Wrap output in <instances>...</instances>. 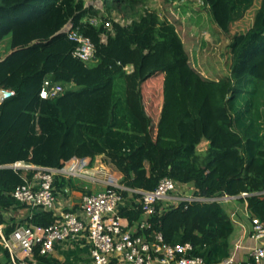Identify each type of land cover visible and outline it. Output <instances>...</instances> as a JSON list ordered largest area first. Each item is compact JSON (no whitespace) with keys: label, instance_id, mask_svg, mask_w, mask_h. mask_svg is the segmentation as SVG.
Listing matches in <instances>:
<instances>
[{"label":"trees","instance_id":"16d2710c","mask_svg":"<svg viewBox=\"0 0 264 264\" xmlns=\"http://www.w3.org/2000/svg\"><path fill=\"white\" fill-rule=\"evenodd\" d=\"M116 1L133 9L139 0ZM202 1L228 32L255 0ZM90 10L82 0H0V89L12 92L0 102V165L24 161L60 168L74 156L100 155L129 189H154L163 177L190 183L195 195L208 200L160 201L161 211L150 220L166 242H190L189 255L218 264L229 256L233 230L219 197L246 201L250 217L264 220V0H258L250 26L233 33L229 72L215 79L190 65L174 24L156 11L137 13L125 25L112 21L114 34L100 44L103 22L83 21ZM70 18L94 42V62L74 57L75 42L58 32ZM156 76L162 94L154 122L141 85ZM45 78L74 86L44 99L39 91ZM202 140L208 143L199 152ZM31 175L0 167V223L3 209L25 206L10 192ZM70 183L63 176L54 180L58 188ZM119 214L133 224L142 209L134 204ZM54 219L52 211L37 209L18 223L48 226ZM6 222L7 235L17 222ZM34 257L36 264H66L40 254L39 245Z\"/></svg>","mask_w":264,"mask_h":264},{"label":"built area","instance_id":"2783aa9c","mask_svg":"<svg viewBox=\"0 0 264 264\" xmlns=\"http://www.w3.org/2000/svg\"><path fill=\"white\" fill-rule=\"evenodd\" d=\"M112 21L122 25L128 24L123 22L122 14L111 17V20H104V31L99 34L100 44H106L108 34H114ZM88 22L97 24L93 19H89ZM58 32L75 42L72 50L74 57L85 63L96 60L94 42L80 32L79 24L74 19H68ZM124 69L130 71L131 66H125ZM73 86V82L61 83L45 78L39 96L52 99ZM0 167L32 171L31 178H25L10 195L18 203L25 205L29 209V214L41 209L52 211L55 215V219L48 226L17 223L7 235L0 224V264H36L34 257L36 245H39L40 254H50L55 242L72 238L88 243L90 264H205L201 256L189 255L193 249L190 242L173 244L166 242L162 232L154 229L150 220L156 212L161 211L160 207L157 208L160 201L176 205L180 201L208 200L195 195L194 192L182 194L185 191L183 184L170 177L161 178L151 190L129 189L117 184L113 186L118 189L105 187L97 192L84 193L80 200L79 214L72 211H55L57 198L54 180L56 176L66 178L79 176L86 167L84 159L74 156L65 161L60 168L24 161L1 164ZM119 190L139 194L138 204L141 206L142 216L135 223L134 231L121 222L119 209L124 196ZM219 198L227 200L234 197L223 195ZM7 210H2L3 214H7ZM250 236L258 243L250 249L245 264H264V220L256 216L251 217ZM231 260L232 257L227 258L223 264H228Z\"/></svg>","mask_w":264,"mask_h":264},{"label":"rangeland","instance_id":"374dc122","mask_svg":"<svg viewBox=\"0 0 264 264\" xmlns=\"http://www.w3.org/2000/svg\"><path fill=\"white\" fill-rule=\"evenodd\" d=\"M86 8H91L83 19H93L97 25L107 17H118L122 14L123 22L129 23L137 13L156 11L161 19L172 22L188 54L189 63L207 78L215 79L229 72L230 53L228 44L233 33L246 30L252 20L253 7L243 17L234 21L228 32L218 28L208 8L202 0H139L133 9H125L116 0H82ZM144 105L157 120L158 107L161 101L160 76L152 77L141 85ZM199 146L198 151L202 152ZM105 189V188H103Z\"/></svg>","mask_w":264,"mask_h":264},{"label":"crops","instance_id":"0c3cea01","mask_svg":"<svg viewBox=\"0 0 264 264\" xmlns=\"http://www.w3.org/2000/svg\"><path fill=\"white\" fill-rule=\"evenodd\" d=\"M160 108L161 102L158 107L157 119ZM145 109L150 114L149 109L146 106ZM207 143V140H202L198 144L197 149L201 146L205 150ZM82 159H84L86 167L82 170L83 172L79 176L70 177V185L67 184L60 188H58L56 184L54 185L57 198L56 212L72 211L80 214V200L82 194L97 192L105 188L107 185H117L119 182L121 173L116 170L113 165L104 162L102 156L97 155L93 159L89 157ZM181 184H183V190H185L182 194H191L194 192L195 188L192 184ZM163 202L164 204L167 203V201ZM138 203L139 194L130 191L123 197L120 208L129 207ZM222 204L233 223V230L228 238L229 256L227 257H232V260L228 264H245V261L249 257L250 249L258 243L256 239L250 236L251 217L247 210V202L238 201L234 197L222 200ZM7 211V214H3L1 211L5 221L0 223L3 225V230L7 225V219L13 218L18 223L29 213V209L26 206L17 207L16 209L12 206ZM121 222L128 229L135 230V223L130 224L127 218L121 217ZM50 255L66 264H90L91 262L88 243L82 240L79 241L76 238L55 242ZM225 259L218 264H223Z\"/></svg>","mask_w":264,"mask_h":264},{"label":"water","instance_id":"95a60500","mask_svg":"<svg viewBox=\"0 0 264 264\" xmlns=\"http://www.w3.org/2000/svg\"><path fill=\"white\" fill-rule=\"evenodd\" d=\"M0 91H3V93H4L2 99H3L4 97H7V96L11 95V93H12V92H10V91L2 90V89H0ZM2 99H1V100H2ZM0 102H1V101H0Z\"/></svg>","mask_w":264,"mask_h":264},{"label":"bare ground","instance_id":"6f19581e","mask_svg":"<svg viewBox=\"0 0 264 264\" xmlns=\"http://www.w3.org/2000/svg\"><path fill=\"white\" fill-rule=\"evenodd\" d=\"M3 95H4V93H3V91H1V92H0V101H1V99H2V97H3Z\"/></svg>","mask_w":264,"mask_h":264}]
</instances>
